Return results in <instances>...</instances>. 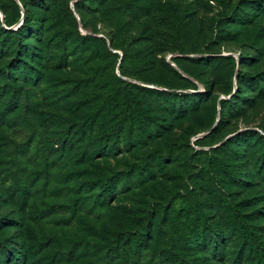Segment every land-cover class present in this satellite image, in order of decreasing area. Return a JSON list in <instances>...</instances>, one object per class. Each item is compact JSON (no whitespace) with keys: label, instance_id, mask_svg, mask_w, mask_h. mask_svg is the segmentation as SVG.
<instances>
[{"label":"rangeland","instance_id":"374dc122","mask_svg":"<svg viewBox=\"0 0 264 264\" xmlns=\"http://www.w3.org/2000/svg\"><path fill=\"white\" fill-rule=\"evenodd\" d=\"M263 3L0 0V264H264Z\"/></svg>","mask_w":264,"mask_h":264},{"label":"trees","instance_id":"16d2710c","mask_svg":"<svg viewBox=\"0 0 264 264\" xmlns=\"http://www.w3.org/2000/svg\"><path fill=\"white\" fill-rule=\"evenodd\" d=\"M102 1V0H101ZM98 2H100V0H96V3L98 4ZM95 3V2H94ZM99 5V4H98ZM103 5V4H102ZM250 5H252V4H250ZM255 5H258V3L257 4H255ZM260 6V10H263L264 11V3H263V5H259ZM101 8V7H100ZM102 9V8H101ZM101 9H99L98 8V11H101ZM7 14L6 13H4L3 12V23L5 24V25H7ZM228 18L230 19V21H232L233 23H236V21H237V16L236 17H234V15L232 16V15H230V16H228ZM29 22H27V24H28ZM25 24H26V22L24 21L23 22V24L15 31V33L14 32H12V30L11 31H7V29L5 30L4 28H2V33H4L3 35H6V34H9L8 36L10 37V36H12V35H15L16 36V42H14L13 41V44H14V48H15V51L16 52H18L17 53V56H16V59H19L18 57L19 56H21L20 55V53H22L23 51H24V48H26V45H27V40L25 39V33H21V32H23L24 31V28H25V30H26V28H28V27H26L25 26ZM12 43V42H11ZM111 44H112V42H111ZM85 45H86V43L85 42H83L82 43V46L83 47H85ZM61 48H58V50L59 51H61V52H59L60 53V55H65L66 53H68L67 52V49L65 50V47H64V45H62V46H60ZM31 47L29 46V47H27V49H30ZM8 49H10L9 47H8ZM7 49V50H8ZM82 49V48H81ZM228 58L229 59H231L232 60V63H233V65H235L236 64V61H235V59H233L231 56H228ZM58 67H60V65L58 66ZM57 67V68H58ZM3 74H1L2 76L1 77H3L2 78V80H4V81H6L7 83H10V82H12V81H14V80H16L17 79V77H16V72H14V71H11V67L9 66V65H4L3 66ZM238 77H239V79L242 81L243 79L245 80V81H247L248 83L250 82V79H253L255 76H246L245 74H242V73H238ZM262 80L264 81V75H263V77H262ZM92 91V90H91ZM189 107V109L190 110H188V111H194L195 109H196V104L195 105H192V106H188ZM197 111V110H196ZM105 117H106V114L102 117V121H105L104 119H105ZM222 119H223V117H222ZM220 123H223V120L221 121L220 120ZM116 128H117V131H116V133H117V135H119V137H120V141H122V140H124V141H126V145H129V142H130V140H132V136H134V134H132V133H135V131L133 130L132 132L131 131H129L131 134L129 135V138L127 139L126 138V135H127V131L125 130L126 129V127L125 126H122V124L121 123H118L117 124V126H116ZM144 130H149V127H148V125H147V128L145 127V129ZM247 134H250L251 132L249 131V132H246ZM145 134V132H143V136H145L144 135ZM110 136V135H109ZM108 137V136H107ZM106 137V138H107ZM108 138H110V137H108ZM132 141H136V139H133ZM108 148L107 147H105V148H103V150L101 151V152H98L97 154H99L98 156H96V157H107L108 156ZM95 158L93 157V158H87V162H89L91 165H94V166H98L99 164V162H96L95 160H94ZM111 177H109V179H110ZM107 191V195L108 196H110L111 194H112V192L113 191H111V190H106ZM239 231H240V233H241V235L242 236H244L245 238H247V239H251V236H250V234H249V231L247 230V228H246V226L245 225H243V224H239ZM3 248V247H2Z\"/></svg>","mask_w":264,"mask_h":264},{"label":"water","instance_id":"95a60500","mask_svg":"<svg viewBox=\"0 0 264 264\" xmlns=\"http://www.w3.org/2000/svg\"><path fill=\"white\" fill-rule=\"evenodd\" d=\"M0 17H1V19L3 20V15H2V14H0Z\"/></svg>","mask_w":264,"mask_h":264}]
</instances>
